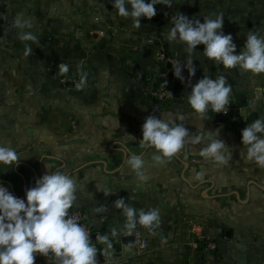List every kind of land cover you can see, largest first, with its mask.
<instances>
[{"label":"crops","instance_id":"crops-1","mask_svg":"<svg viewBox=\"0 0 264 264\" xmlns=\"http://www.w3.org/2000/svg\"><path fill=\"white\" fill-rule=\"evenodd\" d=\"M112 2L0 0V144H9L20 159L14 166L0 164V182L24 197L47 170L71 175L77 191L69 211L89 214L98 228L94 241L103 235L111 243L110 260L264 264V168L244 159L240 132L264 116V73L226 69L197 45L191 53L195 72L223 75L239 115L200 116L187 104L188 93L167 105L150 95L164 71L158 52L188 60L185 44L165 38L171 16L184 13L203 22L222 15V30L231 34L238 53L249 32L264 36V0H172L171 7L156 4V15L142 17L138 28L131 17L118 15ZM17 16L31 28L14 27ZM21 31L36 39L20 40ZM148 115L183 116L176 123L191 139L156 161L157 151L139 140ZM216 138L227 146L224 155L231 153L226 163L200 154ZM131 154L142 155L146 180L127 165ZM117 198L136 209H158L159 225L126 230V218L113 203ZM189 218L200 221L199 241L213 242L214 249L202 243L192 249L183 230ZM134 232L148 244L139 255L132 253ZM99 243L104 252L106 245Z\"/></svg>","mask_w":264,"mask_h":264},{"label":"clouds","instance_id":"clouds-1","mask_svg":"<svg viewBox=\"0 0 264 264\" xmlns=\"http://www.w3.org/2000/svg\"><path fill=\"white\" fill-rule=\"evenodd\" d=\"M156 4L171 7L172 0H113L112 5L117 14L131 17L133 26H140L141 18L151 19L156 15ZM130 5V7H129ZM223 17L189 18L184 13L171 16L165 38L169 42L186 45L189 54L186 64H177L173 70L176 78L184 81L182 68L193 76L196 68L191 53L197 45H203V55L210 60L223 65L226 69L238 67L242 72L253 74L264 73V36L249 32L244 41L243 51L236 52V44L231 34L223 32ZM13 26L19 29L31 28V23L20 16L13 21ZM18 38L22 41L35 40L36 37L21 31ZM30 49L26 45V54ZM67 66L61 71H66ZM84 78H81V85ZM190 92L186 95L187 104L191 109L203 116L210 107L215 113L223 112L229 102L231 85L223 75L215 78L202 76L194 84H190ZM176 119L183 116L148 115L141 125L142 136L139 139L142 146L154 148L158 154L156 161L162 157H171L183 148L186 138L191 139L188 130ZM241 143L244 146V159L254 163L258 168H264V116L248 123L241 130ZM216 137L218 132H216ZM199 137L193 142H198ZM227 147L224 141L216 138L200 150L205 158H211L219 163H226L227 157L223 149ZM20 159L14 148L9 144H0V164L15 165ZM127 165L144 181V160L142 155L131 154L126 160ZM12 166V167H13ZM46 167V166H45ZM201 174H197V179ZM76 182L74 178L59 169L47 170L35 179L32 186L25 189L24 197L15 196L9 188L0 182V264H35L37 255H52L56 264H98L96 259L98 249L92 242L85 226L69 209L73 207L76 198ZM116 208L122 210L125 228L131 231L137 224L151 229L160 223L159 210L155 208L136 209L127 204L124 198L113 201ZM102 208H96L99 212ZM115 235V233H113ZM98 241L106 245L104 254L110 255L108 249L111 243L107 236L101 235Z\"/></svg>","mask_w":264,"mask_h":264},{"label":"built area","instance_id":"built-area-1","mask_svg":"<svg viewBox=\"0 0 264 264\" xmlns=\"http://www.w3.org/2000/svg\"><path fill=\"white\" fill-rule=\"evenodd\" d=\"M157 60L162 63L164 66V71L160 75L159 81L157 82L156 86L153 88V90L150 91L151 97L157 102V103H164V102H174L177 98L183 97V88L184 86L187 87V93L190 92V84H194L199 78L202 76H208L211 78H215L214 76L210 74H199L198 72H195L193 76H190L188 74V71L186 68H182V75L184 76V81L182 82L178 78H176L173 74V70L177 64H186L185 62L168 57L164 51H160L157 54ZM170 64V67L166 68V65ZM240 113V108L237 105V102L232 94H230L229 102L225 105V108L223 112L215 113L211 110L209 107L208 110L205 112V114H209L212 116H217L220 118H228V117H234L238 116ZM70 215L75 216L82 225L85 226L86 230L89 232L90 237L92 235L98 234V228L91 223L89 219V214L85 210H71L69 211ZM183 230L186 232L188 237L190 238L189 244L192 247V249H196L197 245L199 243H202L206 249H214L215 244L213 242H200L199 240L202 238L201 233V223L197 219L189 218L185 220ZM132 235V253L134 255H139L144 253L148 249V244L146 242V239L140 235L138 232H134ZM95 247L98 249L97 252V261L98 264H126L124 260H110V258L104 254V252L99 250L98 245L100 244L97 241H92ZM130 257V255L128 256ZM36 258L39 259V261L35 262V264H56L55 258L50 254L48 256H40L37 255ZM181 264H195L194 261L189 258L184 260Z\"/></svg>","mask_w":264,"mask_h":264},{"label":"water","instance_id":"water-1","mask_svg":"<svg viewBox=\"0 0 264 264\" xmlns=\"http://www.w3.org/2000/svg\"><path fill=\"white\" fill-rule=\"evenodd\" d=\"M167 67H170V64H167ZM183 91H184L185 94H187V87L186 86H184ZM91 238H92V241L95 240V236L94 235H92ZM37 261H39V259L35 258V262H37Z\"/></svg>","mask_w":264,"mask_h":264},{"label":"trees","instance_id":"trees-1","mask_svg":"<svg viewBox=\"0 0 264 264\" xmlns=\"http://www.w3.org/2000/svg\"><path fill=\"white\" fill-rule=\"evenodd\" d=\"M169 103H170V102H164V103H160V104H165V105H167V104H169ZM206 117H217V116H212V115L206 114ZM98 247H99V250L102 251V246L98 245ZM108 264H112V263H108Z\"/></svg>","mask_w":264,"mask_h":264}]
</instances>
